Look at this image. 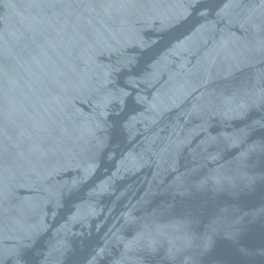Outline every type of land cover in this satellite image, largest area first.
<instances>
[{"label":"water","instance_id":"1","mask_svg":"<svg viewBox=\"0 0 264 264\" xmlns=\"http://www.w3.org/2000/svg\"><path fill=\"white\" fill-rule=\"evenodd\" d=\"M0 264H264V0H0Z\"/></svg>","mask_w":264,"mask_h":264}]
</instances>
